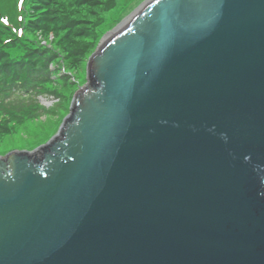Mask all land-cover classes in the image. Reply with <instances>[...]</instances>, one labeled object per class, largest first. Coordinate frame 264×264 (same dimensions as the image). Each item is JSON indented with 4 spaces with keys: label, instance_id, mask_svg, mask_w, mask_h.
Returning <instances> with one entry per match:
<instances>
[{
    "label": "water",
    "instance_id": "95a60500",
    "mask_svg": "<svg viewBox=\"0 0 264 264\" xmlns=\"http://www.w3.org/2000/svg\"><path fill=\"white\" fill-rule=\"evenodd\" d=\"M0 264H264V0H148L56 136L0 156Z\"/></svg>",
    "mask_w": 264,
    "mask_h": 264
},
{
    "label": "rangeland",
    "instance_id": "374dc122",
    "mask_svg": "<svg viewBox=\"0 0 264 264\" xmlns=\"http://www.w3.org/2000/svg\"><path fill=\"white\" fill-rule=\"evenodd\" d=\"M30 1L0 0L1 15L7 19L6 23L0 17V57L7 59L5 67L27 71L26 80L16 76L3 90L0 83V156L13 149L35 150L58 134L76 92L87 82L90 56L110 32L148 0H116L110 12L92 13L90 18L96 20L87 23L91 29L80 35L70 29L64 36L69 23L60 32L50 28L43 31L34 22L26 23L28 15L37 11L30 8ZM75 40L85 42L83 50L77 51Z\"/></svg>",
    "mask_w": 264,
    "mask_h": 264
},
{
    "label": "trees",
    "instance_id": "16d2710c",
    "mask_svg": "<svg viewBox=\"0 0 264 264\" xmlns=\"http://www.w3.org/2000/svg\"><path fill=\"white\" fill-rule=\"evenodd\" d=\"M115 3L116 0H31L30 8L37 11L33 15H28V18H26V23L34 22L39 26L40 29H43V31H45V28H50L57 30V32H60L62 30L61 27H64L67 23H69L70 26L65 29V32L64 30L62 31L64 32L62 36H64L66 31L70 29L74 31L75 35H80L85 29L88 30L92 28V26H88L87 24L93 23L91 20L94 19V17L90 18V16H93L92 13L96 15V13L100 12L101 14L110 12L114 9ZM83 13L84 16L87 14L86 18H83ZM100 16H98V20ZM51 20L56 22L51 23ZM95 20L96 19H94V21ZM79 21H82V23L75 24ZM74 26L77 28L76 31ZM95 30H98V28L95 27ZM44 34L47 36L48 33L45 32ZM75 41H77L75 43V47H78L77 51L83 50V48L86 46L85 42L81 40ZM59 42L60 40H58V43ZM7 63L8 62L6 58L0 57V83H3L2 90L7 86H10L16 76L21 77L24 80L27 79L25 77L27 74L25 69H21L19 72H17V69L5 67ZM34 63L36 64V62ZM37 64L42 66V63L38 62ZM8 89H6V91Z\"/></svg>",
    "mask_w": 264,
    "mask_h": 264
},
{
    "label": "bare ground",
    "instance_id": "6f19581e",
    "mask_svg": "<svg viewBox=\"0 0 264 264\" xmlns=\"http://www.w3.org/2000/svg\"><path fill=\"white\" fill-rule=\"evenodd\" d=\"M132 15H133V14H132ZM130 17H131V16H130ZM130 17H129L126 21H128V20L130 19ZM126 21H125V22H126ZM123 23H124V22H123Z\"/></svg>",
    "mask_w": 264,
    "mask_h": 264
}]
</instances>
